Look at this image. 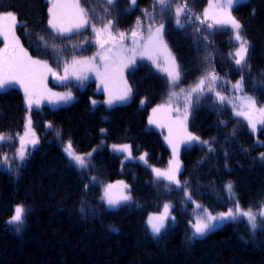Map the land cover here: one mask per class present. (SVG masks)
Returning <instances> with one entry per match:
<instances>
[{
  "label": "trees",
  "instance_id": "16d2710c",
  "mask_svg": "<svg viewBox=\"0 0 264 264\" xmlns=\"http://www.w3.org/2000/svg\"><path fill=\"white\" fill-rule=\"evenodd\" d=\"M208 2L190 0L189 7L202 15ZM151 4L152 0H137V6L127 12L126 0H117L114 6L106 0H89L85 6L95 8L90 14L97 21L100 16L112 18L114 31L130 34L137 17L144 21L142 10L152 11ZM47 7L46 0H0V12L17 14L16 31L25 49L32 57L47 60L57 72L73 55L97 52L94 35L88 30L64 37L52 32L47 26ZM106 7L114 10L106 13ZM233 15L250 41L251 69H244L243 93L234 92L226 83L234 84L241 74L229 58L238 46L230 28L205 27L209 41H197L191 26L181 30L172 20L166 22V43L182 73L181 87L194 85L214 68L221 77L216 91L228 100L238 94L253 96L257 106L264 107V86L259 83L264 79V0H246L234 7ZM85 39L89 42L79 47ZM127 78L132 99L112 108L101 103L104 95L94 92V83L75 89L68 105L31 112L25 108L21 91L12 88L17 84L0 89V133L19 136L30 115L40 139L23 166L17 168L15 161L11 167L0 168V264H264V232L258 231L255 243H244L249 240L244 223H229L189 245V220L196 206L185 196L187 190L192 200L213 213L226 211L231 202L224 185L231 181L241 206L258 211L264 204V161L258 158L264 152V125L255 135L246 120L235 115L232 103H216L215 93L202 97L199 105L194 103L189 127L208 145L183 149L181 187L170 185L152 173V168L167 166L171 153L162 134L148 125L149 110L166 100L167 80L146 63L130 71ZM93 96L100 104L92 105ZM69 140L78 154L92 153L87 169L70 165L63 151ZM123 144H130L137 155L145 153L148 166H123L122 159L108 148ZM209 145L214 151L208 150ZM121 180L129 185L131 200L108 210L101 199L103 191ZM82 202L86 218L80 213ZM21 204L29 214L17 234L7 221ZM165 204L172 206L176 219L162 239H154L147 219Z\"/></svg>",
  "mask_w": 264,
  "mask_h": 264
},
{
  "label": "snow or ice",
  "instance_id": "6c2138e0",
  "mask_svg": "<svg viewBox=\"0 0 264 264\" xmlns=\"http://www.w3.org/2000/svg\"><path fill=\"white\" fill-rule=\"evenodd\" d=\"M89 0H85V4L81 3V0H48L47 7V26L57 36H71L74 32H80L81 29L90 27L92 33H94V39L92 43L97 45L103 51H97L93 56H76L73 55L70 61L63 63V75L54 71L47 60H41L33 58L27 49H25L16 35L15 28L18 23L17 14L13 11L0 12V38L3 39V47L0 48V89H4L6 86L13 84H19L24 90L25 103L28 110L31 111L33 103L39 106V100L36 99L38 95L43 92H50L46 87H42L43 81L47 74L51 73L59 83L65 84L69 87V90L63 93H51V95L57 98L56 102L68 103L74 99L71 91L70 81L75 80L79 85H83L84 81L88 79L85 74L87 71H95L97 78L101 79V82L105 84V91H108V82L120 80L123 83V90L113 96L109 93V98L105 103L112 107L116 102H126L130 99L132 94V88L127 84V81L123 79V72L125 68L132 67L136 64V59H148L152 61L153 65L158 70L163 71L167 75V83L169 85V96L165 104L154 108L153 114L155 115L166 106H171L174 101L183 98V106H177L174 111L179 113L176 117L175 123H178L180 128L185 133L184 139L174 144L172 140H169V144L173 148L174 159L170 161V166L167 170L161 171L153 168V172L156 174L157 179L163 177L169 183H175L177 187H181V182L177 178L180 171V161L178 160V144L183 143L191 145L193 142H198L204 145H208V141H201L198 136L187 132V120L195 105H199L201 98L207 96L209 93H215L216 103L224 104L228 100V97L222 95L220 91H216L218 84L217 81L221 80V77L215 72L214 68L210 71H206L198 81L185 89L179 87L182 73L179 65L176 63L175 57L172 55L168 44L164 39L166 22L174 20V26L178 29L184 30L186 26H191L194 29L195 39L197 41H209V33L204 29L213 30L215 28H230L231 35L234 41L238 44L235 47L234 52L229 53V58L234 61L235 66L240 70V79L234 84L231 81L226 83L231 84L234 92L243 93L245 86L244 69H251L249 63V51L250 41L243 33V25L232 14V10L236 5H239L242 0H210L207 8L204 9L202 15H197L189 7L190 0H152L151 8L149 11L147 8L143 9L144 21L140 17L136 18L134 27L129 33L122 31H114V19L105 18L100 16L97 21L90 13L95 12V8H88L85 5ZM129 8L125 11L134 9L137 6V0H126ZM117 0H106V4L114 6ZM114 10L112 8H105V12L109 13ZM254 15V13H253ZM95 21V22H94ZM208 21H211L210 23ZM99 23V27L97 24ZM145 24L147 35L143 33L145 31ZM132 41V47L125 45V40L129 37ZM44 40V37H40ZM87 39L84 40L79 47H83L84 43H88ZM110 45L105 47V45ZM47 46V42L45 41ZM207 47V45H206ZM55 51V46H53ZM97 57L103 64V72L97 66ZM164 57V63L169 67L160 68L159 58ZM207 59V58H206ZM261 86H264V79L259 81ZM179 88L178 91L175 89ZM195 97V100L193 99ZM210 98V97H209ZM244 103L237 108L233 105V111L235 115L242 116L247 122L248 126L256 131V123L264 124V107H257V100L253 96L244 94L240 97ZM51 102V101H50ZM144 100H141V105L144 104ZM92 105L95 106L97 101L92 100ZM149 123H156V120L151 119ZM32 121L29 117L27 124L25 125L26 131L24 136H20V147L17 149L15 155L10 161L7 154H4L0 163L5 165L18 161L16 167L23 166L30 153L26 150V143H30L33 148L39 143L38 138H33L26 141L25 137L31 132L35 137V133L31 129ZM49 127L52 125L49 124ZM103 132L104 129H101ZM171 132V128L169 129ZM12 137L4 133H0V144L6 141H11ZM112 148L116 152H128L129 156L130 147L128 145H112ZM208 150L214 151L209 145ZM63 151L66 154L70 165L78 170H85L89 167L91 152L86 155L78 154L73 148L71 140L67 141L63 147ZM96 151V149H93ZM261 161H264V152H261L259 157ZM144 159V157H140ZM11 171V169H9ZM95 181V177L91 178ZM123 185V182H120ZM186 183V182H185ZM115 185H108L104 189V195L101 199L107 204L109 209H115L123 203H127L131 200L130 195L121 193L119 197H113L110 194V190ZM127 188V185H123ZM88 185H85L87 190ZM224 191L227 193V199L231 202V206L226 211H220L213 213L202 205L192 200L190 193L185 190V196L189 201L195 204L196 209L199 211L195 214L193 220H189L190 235L186 240L189 245L193 242L203 239L208 236L209 233L218 230L221 227L232 224H245V229L248 232L249 240H244V243H255L257 239V233L264 232V204L259 206L258 211H253L252 207L244 208L241 206L238 198L236 197L234 186L231 181L224 185ZM169 205L164 206V213L159 216H150L147 224L150 228V234L154 239H162L166 233L169 225L166 223L169 219L174 223L175 217L170 216ZM80 213L82 218H86L87 213L82 202ZM29 211L24 205H17L14 208V214L7 221L11 225L14 231L19 234L23 231L26 224V217ZM95 215V212L92 213ZM116 231V229H112ZM243 240V237H241Z\"/></svg>",
  "mask_w": 264,
  "mask_h": 264
},
{
  "label": "rangeland",
  "instance_id": "374dc122",
  "mask_svg": "<svg viewBox=\"0 0 264 264\" xmlns=\"http://www.w3.org/2000/svg\"><path fill=\"white\" fill-rule=\"evenodd\" d=\"M246 0H242V2H244ZM48 2V0H47ZM210 2V0H209ZM209 2H208V5H209ZM241 2V3H242ZM207 5V7H208ZM49 6V5H48ZM206 7V8H207ZM234 9V8H233ZM232 14H233V10H232ZM234 16V15H233ZM208 22H211V21H208ZM19 23H17L16 26H18ZM166 27V26H165ZM16 29V28H15ZM87 28L85 29H81L80 32L82 31H86ZM17 35V34H16ZM147 34H145L146 36ZM19 38V37H18ZM164 39H165V35H164ZM1 42L3 43V39L0 38ZM20 40V38H19ZM166 41V40H165ZM20 43H21V40H20ZM125 45L128 46V47H132V41H131V38H130V35L129 37L125 40ZM110 45H105V47H109ZM3 47V44L1 46V48ZM169 48V46H168ZM170 49V48H169ZM98 51H103L102 49H100L98 47ZM171 51V49H170ZM172 53V51H171ZM172 55L174 56V54L172 53ZM175 57V56H174ZM34 58V57H33ZM176 60V58H175ZM97 66L100 68L101 72H103V64L102 62H100L99 60V57H97ZM140 63H146V64H149L151 65L160 75L164 76L167 80V75L165 72L163 71H160L157 69V67L155 65H153L152 61L148 60V59H140L139 57H137L136 59V64L132 67H129V68H125L124 69V72H123V79L127 81V84L129 85L128 83V78H127V75L130 71H132L134 68H136V66ZM176 63H177V60H176ZM159 65H160V68H165V67H169L168 64L164 63V57H160L159 58ZM50 66V65H49ZM51 67V66H50ZM52 68V67H51ZM53 69V68H52ZM54 70V69H53ZM56 71V70H54ZM57 72V71H56ZM60 75H63V69L61 71L58 72ZM87 76H88V79L84 81L83 85H79L75 80H72L70 81V85H71V91H72V95L73 97L75 98L74 96V90L75 89H80V90H83L85 89L88 84L90 83H94L95 85V88H94V92L97 93V94H103L104 95V99L102 100V102L98 99V98H95L94 96L91 98V101L92 100H95L97 101L96 105L100 104L99 102H101L104 106H106L107 108H112V107H115V106H118V105H123V104H127L131 101L132 99V94H131V97L128 101L126 102H116L112 107H109L105 101H107V99L109 98V93H111L113 96L115 95H118L122 90H123V83L120 81V80H116V81H109L108 82V91H105V84L101 82V79L97 78V75H96V72L95 71H87L85 73ZM181 80H182V76H181ZM130 86V85H129ZM169 86V85H168ZM42 87H46V89L50 90V92H43L41 95H38L36 97V99L39 100V106L37 107L36 103H33L32 105V109L31 111L33 110H39L41 109L42 107H48L52 110H56L58 109L60 106H63V105H68L70 102L68 103H64V102H56L57 101V98L53 95H51V93H63V92H66L69 90V87L66 86L65 84H61L59 83L55 78H53V76L51 75V73L47 74L46 78L44 79L43 81V85ZM179 87H181V81H180V85ZM12 88H17L21 91V93L23 94V97H24V105H25V108L28 110V107L25 103V96H24V90L23 88L20 87L19 84L17 85H13ZM189 88V87H187ZM185 88V89H187ZM176 91L179 90V88H176L175 89ZM168 96H169V90H168V93H167V96H166V100L163 101L162 103H160L159 105H156L155 107L151 108L149 110V113H148V125L151 129H154V130H157L159 131L162 136H163V139H164V142L166 143L167 147L169 148L170 150V153H171V159L169 160V163L167 164L166 167L162 168V169H159V168H155V169H159L161 171H165L169 168L170 166V161H172L174 159L173 157V148L172 146L169 144V140L171 139L172 142L174 144L178 143L180 140L184 139L185 137V133L183 132V130L180 128L179 124L178 123H175V120H176V117L179 115V113H177L176 111H174V109L179 106L181 107L182 109V106H183V98L181 97L179 100H176L173 102V104L169 107V106H166L164 109H162L161 111H159L158 113H156L155 115L153 114V109L154 108H157L158 106L162 105V104H165V102L167 101L168 99ZM243 95L241 94H238L237 96H235L234 98H232L230 101H232V105H235L237 108H239L243 103L244 101L240 98L242 97ZM51 101V102H50ZM95 105V106H96ZM259 107V106H257ZM30 111V112H31ZM235 113V112H234ZM190 116H191V113L188 117V120H187V132L191 133L190 131V127H189V124H190ZM237 116V115H236ZM30 117V115H29ZM29 117H27V121H26V124L28 122V119ZM239 118H242L244 119L242 116H237ZM31 118V117H30ZM151 119H154L156 120V123H152L150 124L149 123V120ZM32 121V119H31ZM247 122V121H246ZM25 124V125H26ZM248 124V122H247ZM264 124H261L258 122V119H257V123H256V131H253L251 127H249L250 131L252 133H254L255 135L261 130L262 126ZM171 128V132L169 131V129ZM31 129H32V132L35 133V137L32 136L31 132H29L28 136L25 137V140L28 141V140H31L33 138H38L39 137L37 136L36 132L33 130V123L31 125ZM25 131H26V128H24V131L19 135V136H11L12 137V140L11 141H6L4 142L3 144H0V160H2V157L4 154H7L10 161H12V158L13 156L15 155L17 149L20 147V140H19V137L20 136H24L25 134ZM194 135V134H193ZM39 143H40V139H39ZM39 143L35 146V148L39 145ZM196 144H199L198 142H193L191 145H186V144H183V143H179L178 144V160L180 161V171L178 173V176L177 178L180 179V174H181V171H182V159H181V153L183 151L184 148L186 147H190L192 145H196ZM123 145H128L130 147V153L131 155L129 156V153L128 152H116L113 150L112 148V145L109 146V150L111 153H113L114 155H117L119 156L121 159H122V164L123 166L127 163H137V164H140L142 166H148V162H147V155L145 153H142V154H135L133 152V149H132V146L130 144H123ZM32 147V145L30 143H26V150L27 152H31L33 149H35ZM144 157V159H140V157ZM15 161H13L12 163L10 164H3V163H0V168L1 167H11V164L13 165ZM152 173L154 175V178L156 180H162V181H165L167 182L168 184L170 185H173V186H176L175 183H169V181H167L166 179H164L163 177H161L160 179H157L156 177V174L153 172V168H152ZM120 182H123V185H127L128 187L127 188H124L123 185L120 183ZM110 185V184H108ZM107 185V186H108ZM111 185H115L114 188H112L110 190V194L113 196V197H119L121 195V193L123 194H126V195H130V187L129 185L127 184V182H125L124 180H121V181H117L115 183H111ZM106 186V187H107ZM103 195H104V191H103ZM102 195V197H103ZM102 202L104 203L105 207L108 209V210H115V209H118L120 208L121 206L125 205V204H128L129 202L127 203H123L121 205H119L117 208L115 209H109L107 204L102 200ZM166 205V204H165ZM164 205V206H165ZM169 205V204H167ZM164 206H162L160 212L158 213H155L151 216H159L160 214L164 213ZM169 213H170V216H173V213H172V206L169 205ZM199 210L194 209V213H193V217H192V220L194 219V216L195 214L198 212ZM150 217V216H149ZM148 217V218H149ZM148 221V219H147ZM169 227L171 226V224H173V222L171 221V219H169L167 222H166ZM148 225V224H147ZM168 227V228H169ZM150 230V228H149Z\"/></svg>",
  "mask_w": 264,
  "mask_h": 264
}]
</instances>
